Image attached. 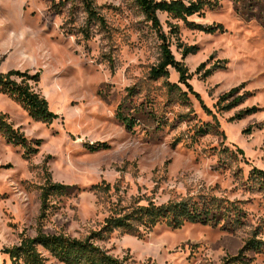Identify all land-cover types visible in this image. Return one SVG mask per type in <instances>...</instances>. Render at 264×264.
I'll use <instances>...</instances> for the list:
<instances>
[{
	"label": "rangeland",
	"instance_id": "obj_1",
	"mask_svg": "<svg viewBox=\"0 0 264 264\" xmlns=\"http://www.w3.org/2000/svg\"><path fill=\"white\" fill-rule=\"evenodd\" d=\"M95 1L110 35L84 42L77 34L85 21L79 1L0 0V73L39 74L33 90L57 115L51 124L35 122L0 93V113L28 140H41L39 152L26 159L21 147L8 145L0 134V264H11L3 249L18 245L22 236H36L40 189L48 178L71 188L50 197L41 220L47 234L83 239L103 227L116 203L128 206L140 199L161 205L209 195L241 202L242 223L228 231L197 224L177 230L157 226L141 238L115 230L96 245L115 258H128V264H223L255 239L262 250L245 249V262L264 264V204L247 183L252 167L264 171V27L256 18L238 15L228 0L203 18L189 19L222 25V34L190 30L159 14L165 32L168 22L177 24L179 41L198 50L183 57L173 38L175 59L188 69L190 85L220 126L195 138L199 127L213 125L212 117L194 96L182 103L167 93L163 80H149L158 45L132 0ZM216 63L224 68L205 77ZM169 73V82L178 83L177 73ZM133 86V103L150 105L162 121L158 132L147 121L128 131L116 119V108ZM240 86L235 97L246 93V101L218 113V99ZM251 107L258 112L230 121ZM107 184V192L92 190ZM41 252L47 264H61Z\"/></svg>",
	"mask_w": 264,
	"mask_h": 264
},
{
	"label": "trees",
	"instance_id": "obj_2",
	"mask_svg": "<svg viewBox=\"0 0 264 264\" xmlns=\"http://www.w3.org/2000/svg\"><path fill=\"white\" fill-rule=\"evenodd\" d=\"M70 1V0H66ZM72 3L75 0H71ZM85 16L84 24L79 27L77 34L84 42H88L97 34L110 35V28L105 17L100 12L95 0H77ZM224 0H132L149 30L154 34L159 58L156 65L151 67L148 78L151 81L163 80L167 93L176 96L182 103H187L189 95L201 104L204 112L212 117L213 125H202L194 137H203L212 130H219L220 126L216 115L212 113L202 102L200 95L196 93L189 81L191 75L185 65L175 59L171 47L173 38H176V46L181 50L183 57L195 55L197 48L186 46L179 41V26L167 23L168 33L165 32L159 19V14L167 15L171 21L181 22L188 29L195 30L206 35L222 34L225 32L222 25H202L189 21L191 17L203 18L208 11L220 9ZM232 3L234 11L246 20L256 18L264 27V0H228ZM65 5L61 2L59 6ZM73 6V5H72ZM249 18V19H248ZM223 64V63H222ZM220 63L214 64L206 71L205 77L214 71L223 69ZM204 67V64L201 65ZM174 70L178 75V83L169 82V70ZM39 74L30 75L28 72L10 71L0 73V93L18 104L35 122L51 124L57 119V115L49 110L47 101L39 93L33 90L31 82L37 83ZM136 86L127 89L126 97L116 108V119L123 124L126 130L132 131L141 122L154 124V132L161 130L163 123L156 117L150 105L141 103L135 105L133 97L137 93ZM184 88V89H183ZM241 86L222 95L214 108L218 113L230 112L246 101L248 94H240ZM257 107L246 108L238 112L230 121L241 120L258 112ZM0 134L3 135L6 143L24 150V157L29 159L39 152L41 140H28L20 128H15L10 123L7 115L0 113ZM224 137V135H223ZM192 142H195L192 140ZM99 148L106 149V146ZM238 154L243 151L237 149ZM49 158V157H48ZM48 176V175H47ZM247 183L250 190H257L262 195L264 204V171L252 167L248 174ZM116 188V186H114ZM69 186L52 183L49 178L46 184L41 187L40 217L36 229V236L33 238H20L18 245L12 248L3 249V253L10 258L11 264H47L42 256V251L47 252L52 258L61 264H128V258L118 259L107 253L96 244L108 239L115 230L125 234L141 238L145 233L150 232L157 226H165L172 230L182 228L186 224H197L201 226L219 227L224 231L232 230L242 223L244 211L239 201L230 202L224 198L209 195H198L196 198L184 197L179 201H169L156 205L150 200H133L128 206L114 204L110 209V216L105 219L103 227L98 231L91 232L83 239L73 238L66 234L45 233L41 220L45 217L48 209V202L53 194L65 195ZM111 185H96L92 190L107 192ZM41 249V250H40ZM245 249L261 251L260 243L251 239L246 241ZM244 249V250H245ZM244 250L236 257L227 258L223 264H247L243 256Z\"/></svg>",
	"mask_w": 264,
	"mask_h": 264
}]
</instances>
